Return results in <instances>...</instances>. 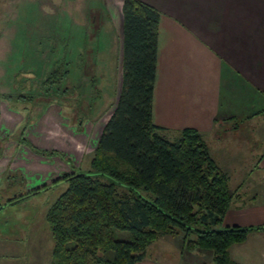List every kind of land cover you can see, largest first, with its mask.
Segmentation results:
<instances>
[{
	"label": "crops",
	"instance_id": "1",
	"mask_svg": "<svg viewBox=\"0 0 264 264\" xmlns=\"http://www.w3.org/2000/svg\"><path fill=\"white\" fill-rule=\"evenodd\" d=\"M139 1L160 15L153 124L170 134L185 128L198 131L225 174L232 169L252 177L249 192L241 187L245 181L235 186L222 226L264 228V0ZM101 4L104 14L110 13L108 5L117 8L122 46L123 0ZM18 94H0V220L14 213L15 204L34 199L44 186L49 190L65 182L72 172L58 177L55 155L66 153L65 160L76 165L87 157L90 163L96 142L89 138L91 127L81 130L82 122L74 123L61 104L7 98ZM244 124L249 128L248 145L220 142L237 137ZM237 155L242 157L236 162ZM6 180L11 182L3 188ZM4 231L1 226L0 241L5 243H0V250L15 253L13 245L7 246ZM148 249L176 251L178 257L170 261L147 254L137 264H212L210 252L185 249L182 235L160 237ZM228 257L233 264H264V229L232 245Z\"/></svg>",
	"mask_w": 264,
	"mask_h": 264
},
{
	"label": "trees",
	"instance_id": "2",
	"mask_svg": "<svg viewBox=\"0 0 264 264\" xmlns=\"http://www.w3.org/2000/svg\"><path fill=\"white\" fill-rule=\"evenodd\" d=\"M159 18L151 6L123 0L120 94L89 171L66 175L46 212L49 264H137L168 235H182L189 251L210 252L212 264H233L228 249L264 229L222 226L235 191L203 136L192 128L170 134L152 122ZM65 74L51 71L48 91ZM20 96L7 98L32 102Z\"/></svg>",
	"mask_w": 264,
	"mask_h": 264
},
{
	"label": "rangeland",
	"instance_id": "3",
	"mask_svg": "<svg viewBox=\"0 0 264 264\" xmlns=\"http://www.w3.org/2000/svg\"><path fill=\"white\" fill-rule=\"evenodd\" d=\"M102 1L0 0V94L20 95L27 91L31 103L61 104L64 114L74 123L82 122L81 130L86 132V127H91L89 138L96 140L95 146L121 89L122 46L117 32L120 19L113 5H108L110 13L104 14ZM57 69L66 74L49 92L44 81ZM237 134L220 142H231L235 147L248 145V124ZM235 157L237 162L242 155ZM55 158L59 160L58 177L64 171L86 174L90 169L87 157L83 161L77 158L78 165L72 164V159L68 163L66 153ZM225 171L232 191L245 181L241 187L249 192L252 177L247 179L232 169ZM9 182L6 180L1 186L4 188ZM66 186L63 182L40 190L31 201L15 204L14 213L0 220L7 246L16 248L15 253L0 250V264H49L51 240L45 215ZM147 254H158L170 261L178 257L172 250L160 253L158 249H148Z\"/></svg>",
	"mask_w": 264,
	"mask_h": 264
}]
</instances>
